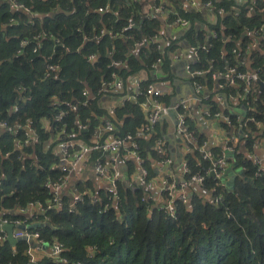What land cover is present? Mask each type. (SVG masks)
<instances>
[{
	"label": "trees",
	"instance_id": "16d2710c",
	"mask_svg": "<svg viewBox=\"0 0 264 264\" xmlns=\"http://www.w3.org/2000/svg\"><path fill=\"white\" fill-rule=\"evenodd\" d=\"M11 1L0 0V120L14 125L32 119L39 142L33 148L17 150L12 130H0V218L8 220L22 217L15 210L28 202L47 198L43 183L60 173L57 144L67 139L90 143L106 113L98 96L102 79L116 70L112 61H124L117 71L125 79L155 61L159 53L150 49V40L162 24L160 17H145L138 0H14L29 12L12 8ZM105 5L107 10L97 11ZM258 5L264 7V0ZM213 7L228 13L210 26L216 36L210 34V46L200 52L197 69H207L211 61L213 65L224 59L234 62L232 49H244L238 40L245 29L264 24V11L248 15L247 9L240 7L234 15L229 3L213 2ZM177 15L190 22L187 38L201 39L193 24L198 14L178 10ZM101 29L107 33L101 34ZM38 33L46 35L35 40ZM23 38L28 43L21 46ZM143 39L149 45L133 52L134 43ZM89 53L98 55L95 62L87 60ZM252 54L251 67H262L264 77L263 57ZM48 57L59 63V69L45 76ZM85 88L95 98L82 96ZM257 90L264 99V84H257ZM144 100L139 96V101ZM73 104L76 110L71 109ZM15 105L18 110L13 112ZM123 107L116 111L117 117L126 110L133 115L124 118L115 134L135 133L145 122L144 114L138 104L127 102ZM257 109L247 112L258 119L261 104ZM43 120H48V127ZM5 152L10 155L4 157ZM99 155L92 152L89 161L94 162ZM235 161L244 168L247 180L237 176L226 190L219 189L223 206L193 193L187 205L179 204L178 219L172 221L151 202L141 201L140 188L131 190L121 185L119 203L108 207H104L107 196L93 202L85 195L71 209V198L62 195L60 205L45 214L46 220L40 216L43 221L29 225V229L38 231L48 244L54 240L62 243L61 257L68 264H264V171L256 175L252 161L240 152ZM187 163L190 173L207 165L203 162L198 166L193 160ZM204 184L205 188L212 187V177ZM224 205L229 206L230 214ZM29 247L31 243L24 239L11 244L0 233V264H65L47 252H36L31 261Z\"/></svg>",
	"mask_w": 264,
	"mask_h": 264
},
{
	"label": "built area",
	"instance_id": "2783aa9c",
	"mask_svg": "<svg viewBox=\"0 0 264 264\" xmlns=\"http://www.w3.org/2000/svg\"><path fill=\"white\" fill-rule=\"evenodd\" d=\"M141 2L150 1L153 4L151 8L154 10H160L162 14H166L169 17L172 15L174 18L167 19L166 24L167 27H170L171 24H177V26L181 28H186L189 26V21L185 18L180 17L177 15L178 9H167L160 7L161 4H157L156 0H138ZM261 0H256L254 4L257 6V9L261 12L264 11V7L258 5L260 4ZM12 8L20 9L24 12H29L30 10L24 6L22 3L12 0ZM258 2V3H257ZM191 6H196L195 1L190 2ZM203 5L205 7L212 6V0H204ZM108 9V6H100L98 7V12H104ZM182 11L188 12V10L183 9ZM221 11V10H220ZM12 20V19H11ZM131 26V24H129ZM255 33L259 34L261 38V42L264 45V24L259 26L258 28L254 29ZM101 34L107 33L103 29L100 31ZM45 33H38L33 38L35 40H40L41 37L45 36ZM165 32L162 30L160 32V36H164ZM158 32L154 34V36L150 40V45L152 50H156L159 52L158 57H156L155 61L151 64L150 67H159L162 63L163 54L160 51V45L158 42L159 39ZM216 34L212 33V37H215ZM94 38L98 39V35H94ZM147 41L141 40L134 43L132 51H137L139 46H147ZM28 43L27 38H23L20 40V45H25ZM210 43L209 41H205L201 44L196 46H188L187 50L195 57H200L201 51H207L209 48ZM249 48V46H247ZM247 48L244 49L233 48L232 54L236 57L234 62L230 63L223 60L222 64L213 65V61L210 62L209 67L206 70L203 69H192L190 64L192 60H187V67L186 71L184 72L185 77L188 78V83L190 85V92L191 97H180L175 98L172 102L168 105L160 103L158 98L162 95L159 90L155 88L153 84H148L143 88H140L136 91V96H144L146 104L149 106L150 110L148 112L146 123L142 126V132L150 133L157 122H159L163 118H169L168 120V130L170 133H177L178 135L185 136L186 140L189 144L193 145L194 147L199 146V149L202 147L203 143L200 144L199 138L195 134V130L189 127V121L191 119V111L192 102L197 101L198 98L197 92L202 89V84L200 82L191 83V79L195 77H200L209 72L211 78H214L218 84H216L217 88L220 91L226 86L233 87L238 86L241 91V96H244L245 100L249 102V98L253 95L252 100L257 101L254 97V91L257 89V84H264V77H263V70L262 67H254L251 69H247V57L246 52ZM37 50V46H34L32 49L33 52ZM110 53V52H109ZM96 53H89L87 55V60L91 62H95L97 59ZM46 73L45 76H48L52 73H55L59 69V63L52 60V57H48V61L46 62ZM112 65L116 70L110 72L109 77L107 79H102L101 86L99 91L104 90L108 86H116L120 87L123 84V79L119 74L120 69L124 65V61L121 59H116L112 61ZM119 69V72L117 71ZM191 83V84H190ZM258 91V90H257ZM89 89L85 88L82 91V96L85 98H95L89 96ZM91 94V93H90ZM199 95V94H198ZM201 96V95H200ZM223 94L218 96V99H222ZM226 96V94H225ZM86 100L82 101V104H85ZM72 110L77 109V105H71ZM18 110V106L15 105L12 109L13 112ZM174 114V119L172 120L170 114ZM205 114L207 116H212L215 118L223 117L227 124L233 123L232 119L228 116H224L223 113L219 109L206 110ZM58 117V116H57ZM167 120V119H166ZM249 122H255L257 124V130H259L260 123L255 119L254 116L252 117H241L237 123V130L239 132L238 137L240 139L246 138L250 134V130L248 129ZM46 127H48L49 123L46 120ZM82 128H85V125H81ZM248 129L246 132L245 129ZM0 130L1 131H9L12 130L13 132V144L15 149L23 150V148L27 146H31L33 144H37L39 141V136L37 130L35 129L34 122L30 118H26L23 122L17 123L14 125H8L5 121L0 120ZM115 128L111 121L103 120L102 123L94 130L93 135L95 136L94 140L90 143H85L84 145L77 147L73 144L71 139H67L58 145V154L60 156L58 168L60 169L59 175L55 179H48L43 183L44 188L48 191V196L44 201L40 200H33L27 203L26 206L20 207L17 209L18 214L22 217L16 219H7V218H0V233L2 234V239L5 240L6 232L1 227L2 224L11 223L14 226L24 225L25 229H20L15 227L13 231V236L17 238H22L27 242L31 243V247L28 248L27 252L30 256L31 261H34L36 252H47L49 256L53 258H60V260L68 264L66 259L61 257V253L63 252L64 248L62 243L54 240L52 243L48 244L47 248H44L45 241L40 236L38 231H32L29 229L30 215L35 216L39 220L40 216L44 217L46 220V213L47 211L57 208L61 203V198L63 195V189L67 182L68 175L71 171L75 170L81 165H85L87 160H89V155L92 152H98L100 155H104L106 153L118 154L120 149L124 144H128V152L131 154L136 163L139 166L140 175H139V182L140 184H146L148 181V172L147 169L144 168V158L140 154V144L137 139V132L131 133L127 132L123 135L115 134ZM163 134V132H161ZM247 141V140H246ZM164 138L160 137L157 140V147L162 149L164 145ZM76 151L74 154H72ZM235 144L232 140L226 141L220 152L215 155L214 157H210L208 161V165L206 167H202L195 173H190V169L188 166V161H184L179 163L176 167L174 166V160L168 155H164L163 159L161 160V164L165 167L164 175H163V182L159 186V193L161 195L160 202L155 203L150 196H142L141 201L151 202L153 208L161 210L165 215L170 217L172 221H176L178 219V206L179 204H188L189 197L186 195V189L189 183H196L198 185H204L207 177H212L213 186L211 187L213 193V204L215 206H223V195L219 192V189L226 190L228 185L234 177L228 175V168L231 166L235 161ZM10 152H5L4 157H8ZM99 155V157H100ZM96 158L93 162V168L97 175L100 177L108 180L110 183L111 189L110 193L107 196V201L104 204V207H108L109 205H117L119 203V194H118V185H119V176L116 172L110 170L100 158ZM204 158H208L206 154L203 155ZM246 159V158H244ZM252 164L255 167V174L259 175L260 172L264 171V164L258 158H253ZM62 162V164H60ZM198 166L202 164H198ZM189 175L186 177V175ZM238 175H236L237 177ZM89 195L92 197L93 202H97L98 198H95L92 194H90L86 187L82 188L81 191H77L71 195V201L69 203V207L72 209L74 206L80 202L83 196ZM224 210L227 214H230V208L227 205H224ZM28 216V217H27ZM43 221V220H39ZM36 222V224H39Z\"/></svg>",
	"mask_w": 264,
	"mask_h": 264
},
{
	"label": "crops",
	"instance_id": "0c3cea01",
	"mask_svg": "<svg viewBox=\"0 0 264 264\" xmlns=\"http://www.w3.org/2000/svg\"><path fill=\"white\" fill-rule=\"evenodd\" d=\"M192 0H160L158 4L160 7L167 9L183 10L186 8L188 12L197 13L199 19L193 21L196 29L201 33V39L198 40L196 36L192 39L187 38L185 32L190 26L181 28L177 24H171L167 27V19L169 15L162 14L160 10H154L151 8L153 4L150 1L142 2V12L145 17L151 18L155 15L157 18H161L162 24L157 31L159 36L160 32L164 30L165 35L160 36L158 42L160 45V51L163 54L162 63L159 67L143 68L139 72L127 77H122L123 84L120 87L108 86L104 90L99 91L98 102L106 113L101 117V123L103 120H109L114 125V132H119L120 125L124 122L125 117L133 115L129 110H126L121 117H117L116 111L118 109H124V105L129 103L138 104L139 109L143 112L144 123L150 110L145 101H139V96H136V91L145 87L148 84H153L157 90L161 92V96L158 98L160 103L168 105L175 98L191 97L192 90L188 83V78L185 77L186 61L192 60L190 67L195 68L196 64L200 62V57L193 56L188 50L189 46H196L209 40L210 34L213 33L210 26L214 25L225 13L228 11L224 8L216 10L213 7L215 3H229V10L234 11V15H237L240 11V7L247 9L248 15H251L257 9L254 4L256 0H212V6L205 7L201 0H193L196 6H191ZM231 2V3H230ZM245 48H247V69H251L252 53L260 54L264 59V45L261 42L259 34L255 33L254 29H245V33L238 40ZM149 45V41L146 42ZM147 47V46H145ZM152 49V47H150ZM159 53V52H158ZM191 60H190V59ZM222 64V63H221ZM164 66L167 67V71L164 70ZM215 66V65H214ZM264 66V62H263ZM202 69V68H201ZM206 70V69H205ZM190 82V81H189ZM200 82L202 89L197 92L198 99L192 102L191 119L189 121V127L195 130L196 136L200 140L202 147H194L189 144L185 136L178 135L177 133H170L168 130V119H161L155 125L154 129L150 133L142 132V126L138 127L134 132L137 134V139L140 144V154L144 158V168L148 172V181L146 184H140L139 166L136 163L134 157L128 152V144H124L118 154L106 153L100 155V159L110 170L116 172L119 176V185L125 189L134 190L140 188L144 196H150L155 200V203L160 202L161 195L159 193V186L163 182V175L165 167L161 164V160L164 155H168L174 160V166L184 161H195L197 164H203L205 162L208 165L210 157L217 155L226 141L232 140L235 144V158L240 152V156L243 158H258L264 164V99L261 97L257 89L254 91V97L257 101L253 100L251 103L247 102L244 96H241V91L238 86H233L231 89L224 88L220 91L216 84V80L211 78L209 72L191 79V83ZM190 83V84H191ZM91 93V92H90ZM89 93L90 97L93 94ZM199 94V95H198ZM223 94L222 99H218V96ZM226 94V96H225ZM201 95V96H200ZM261 104V110L259 112V118L255 115V119L262 123L257 130V124L255 122H249L248 129L250 130L249 136L243 139L238 137L237 123L241 117H252L253 114L247 112V110H258L257 105ZM219 109L224 116H228L232 119L233 123L227 124L223 117L207 116L205 111ZM43 125L46 127V120H43ZM100 125V124H99ZM247 127L245 131H248ZM163 132V134H161ZM119 135V134H118ZM163 137L165 142L162 149L157 147V140ZM95 136L92 134L89 139L90 142L94 140ZM247 140V141H246ZM74 145L80 148L87 141L77 139L71 140ZM50 141L44 143V147L49 145ZM89 143V142H88ZM36 144L31 145L35 147ZM58 145L55 146V151L58 153ZM74 151L72 154H74ZM206 154L208 158H204ZM240 158V157H239ZM60 159V156H59ZM90 159V155H89ZM93 162L87 160L85 165H81L75 170L71 171L68 175L67 182L63 189V195L71 198V195L77 192L78 188L86 187L88 192L95 198L100 199V196H108L110 193V183L108 180L97 175L93 168ZM156 174L151 177V174ZM151 179V180H150ZM186 195L191 197L193 193L198 194L200 197L213 203V193L211 187L205 188L204 185H198L196 183H189L186 189ZM99 196V197H98ZM188 199V202H189ZM17 212V210H15ZM28 217V216H27ZM30 224L39 222L35 218L34 214L30 215Z\"/></svg>",
	"mask_w": 264,
	"mask_h": 264
},
{
	"label": "water",
	"instance_id": "95a60500",
	"mask_svg": "<svg viewBox=\"0 0 264 264\" xmlns=\"http://www.w3.org/2000/svg\"><path fill=\"white\" fill-rule=\"evenodd\" d=\"M260 85L262 86V82H260ZM170 117L173 120L174 114L171 113ZM167 119H169V118H167ZM60 164H62V162H60ZM228 175L231 177H234V178L236 177V175H238V176H241L242 178L247 180V177H245L244 168L242 166H238L237 162H234L231 166H229ZM1 227L5 230V232H6L5 240H7L9 243L15 244L19 240H22V238L14 237L13 231H14L15 227L20 228V229H25L24 225L14 226L11 223H7V224H2ZM47 246H48V243L45 242L44 248H47Z\"/></svg>",
	"mask_w": 264,
	"mask_h": 264
},
{
	"label": "rangeland",
	"instance_id": "374dc122",
	"mask_svg": "<svg viewBox=\"0 0 264 264\" xmlns=\"http://www.w3.org/2000/svg\"><path fill=\"white\" fill-rule=\"evenodd\" d=\"M164 70L167 71V67H166V66H164ZM155 175H156L155 173H154V174L152 173V174H151V177H152V176H155ZM150 180H151V179H150Z\"/></svg>",
	"mask_w": 264,
	"mask_h": 264
}]
</instances>
